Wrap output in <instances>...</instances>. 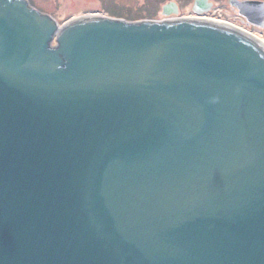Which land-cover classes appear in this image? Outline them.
Instances as JSON below:
<instances>
[{"label":"water","instance_id":"95a60500","mask_svg":"<svg viewBox=\"0 0 264 264\" xmlns=\"http://www.w3.org/2000/svg\"><path fill=\"white\" fill-rule=\"evenodd\" d=\"M92 13L0 0V264H264V44Z\"/></svg>","mask_w":264,"mask_h":264},{"label":"rangeland","instance_id":"374dc122","mask_svg":"<svg viewBox=\"0 0 264 264\" xmlns=\"http://www.w3.org/2000/svg\"><path fill=\"white\" fill-rule=\"evenodd\" d=\"M42 11L48 12L58 19V22L64 21L72 14L99 12L114 10L116 15H131L158 13L168 0H33ZM180 4L183 13L193 11L194 0H172ZM212 3L207 12L208 17L219 18L228 21L241 29L247 30L244 26L236 24L233 20L235 16H240L249 22L248 18L241 15L239 9L233 1L235 0H208ZM264 1V0H259ZM227 10V11H226ZM162 12V11H161ZM232 19V20H231ZM254 26L253 35L261 37L264 40V25H258L249 22ZM250 30V29H248Z\"/></svg>","mask_w":264,"mask_h":264},{"label":"flooded vegetation","instance_id":"af4514ba","mask_svg":"<svg viewBox=\"0 0 264 264\" xmlns=\"http://www.w3.org/2000/svg\"><path fill=\"white\" fill-rule=\"evenodd\" d=\"M33 5H35L37 8H39L40 10H42L36 3H34V1L33 0H29ZM169 1V0H168ZM177 3H178V1H177ZM165 4V3H164ZM181 7H180V4L178 3V9H179V14L178 15H170L169 17H174V16H179L181 13H182V10L180 9ZM162 10H163V8H162ZM102 11V10H101ZM227 11V10H226ZM45 12V11H44ZM46 13H48V12H46ZM158 13H160V12H158ZM191 14H192V11L190 12ZM50 14V13H49ZM104 14H106V13H104ZM190 14V15H191ZM52 15V14H51ZM106 15H108V16H112V15H110V14H106ZM194 15V14H193ZM52 16H54V15H52ZM163 16V18H165V17H168V16H164V15H162ZM55 17V16H54ZM114 17V16H113ZM58 20V19H57ZM233 21L235 22V23H238V24H242L243 26H246V27H249V28H252V29H254V26L253 25H251V24H249V23H247V21L245 20V19H243L242 17H240L239 15L238 16H235L234 18H233Z\"/></svg>","mask_w":264,"mask_h":264},{"label":"bare ground","instance_id":"6f19581e","mask_svg":"<svg viewBox=\"0 0 264 264\" xmlns=\"http://www.w3.org/2000/svg\"><path fill=\"white\" fill-rule=\"evenodd\" d=\"M222 22V21H221ZM224 23H227V22H225V21H223ZM227 24H230V23H227ZM230 25H232V24H230ZM232 26H234V25H232ZM236 27V26H235ZM253 39H255V40H257L258 42H260V43H263L264 44V41H262V40H260L258 37H256L255 35H253Z\"/></svg>","mask_w":264,"mask_h":264},{"label":"trees","instance_id":"16d2710c","mask_svg":"<svg viewBox=\"0 0 264 264\" xmlns=\"http://www.w3.org/2000/svg\"><path fill=\"white\" fill-rule=\"evenodd\" d=\"M161 12V11H160Z\"/></svg>","mask_w":264,"mask_h":264}]
</instances>
